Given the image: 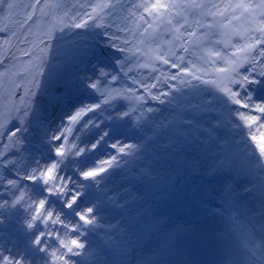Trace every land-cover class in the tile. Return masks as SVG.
Returning a JSON list of instances; mask_svg holds the SVG:
<instances>
[{
  "label": "snow or ice",
  "instance_id": "obj_1",
  "mask_svg": "<svg viewBox=\"0 0 264 264\" xmlns=\"http://www.w3.org/2000/svg\"><path fill=\"white\" fill-rule=\"evenodd\" d=\"M5 6L9 10L15 7L7 0H0V10ZM61 6L51 0H33L29 5L32 11L26 20L39 24L37 12L40 17H47L53 8ZM77 6L85 9L82 15L68 16L65 12L44 31L48 39L38 37L43 45L40 63L31 70L40 79L34 76L31 81L33 87L27 93L31 103L20 108L5 104L0 110V224L4 223L5 211L22 214V227L28 237L23 249H0V264H82L81 259L73 258L85 256L86 245L90 246L91 242L83 238L94 234L101 213L106 211L90 199L92 190L117 175L122 161L129 163L126 158L143 150L139 143L122 139L124 130L134 123L128 119L130 113L123 101L146 104L150 97L164 103L161 97L169 96L165 91L152 93L161 83V76L154 77L156 83L139 82L144 95H136L137 90L133 87H117L120 82L117 69L123 70L125 63L115 53H135L144 61L139 66L154 73H161L158 65L165 66V70L176 69V74L164 77L165 82L178 78L182 83L190 82L184 77L200 81L195 60L210 64L213 68L211 79L202 82L211 84L228 102L245 110L236 115L245 122L254 142L255 160L226 156L217 167L227 168L237 176L244 175L253 165L264 172L261 163L264 135L259 141L257 135H251L257 129H264V96L259 102L253 97L254 91L264 92V0H228L227 3L223 0L221 3L212 0H138L128 7L121 0H90L87 4L74 5ZM117 7L128 13L123 19L131 23L109 32L106 21ZM193 16L201 17L193 22L197 30L187 27ZM208 17L211 20L204 23ZM217 17L221 18L218 22ZM233 21L239 23L233 25ZM201 25L209 30L218 26L222 30L220 34L227 37L235 51L222 55L219 51L207 50L198 35ZM92 28L103 29L97 32L103 43L98 46L99 52L93 53V59L87 61L90 67L75 79L66 72L56 71L57 62L66 54L62 43L64 35H57V31L63 34L65 29L86 32ZM162 32L173 36L167 46L157 42ZM212 34L216 35L215 32ZM80 35L81 31L74 32V36ZM235 37L244 43L231 44ZM25 55L32 56L33 53L25 52ZM101 56H105L107 62L101 60ZM188 56L194 59H188ZM212 56L216 59L210 60ZM255 65L260 66L258 72ZM109 68L112 71H108ZM7 74L6 70L0 76ZM204 74L209 75L207 69ZM132 83L137 82L133 80ZM233 85L243 90V97ZM168 87L172 85L168 84ZM175 99L173 96L172 100ZM151 111L148 108V112ZM104 113L107 115L101 120ZM34 120L45 128L38 141V156L27 147L26 133ZM181 120L183 126L191 127L196 117L182 116ZM144 128L145 124L135 122L134 130ZM215 132L216 127L210 123L200 129V134L209 140ZM25 152H28L27 156ZM225 187L229 192L233 191L230 186ZM261 205L264 208V193ZM257 224L260 242L250 251L255 264H264V211Z\"/></svg>",
  "mask_w": 264,
  "mask_h": 264
},
{
  "label": "rangeland",
  "instance_id": "obj_2",
  "mask_svg": "<svg viewBox=\"0 0 264 264\" xmlns=\"http://www.w3.org/2000/svg\"><path fill=\"white\" fill-rule=\"evenodd\" d=\"M7 2L13 3L15 7L9 10L5 6L3 10H0V62H2L0 73H5L6 70L8 73L0 76V110L5 104L20 108L27 107L31 103L27 94L28 89L33 87L31 81L34 76L37 80L40 79L31 70L40 63V48L43 45L39 43L38 37L48 39L44 31L56 17L64 16L65 12L68 16L82 15L85 9L74 7V5L87 4L90 0H51L52 3H59L62 6L59 9L53 8L47 17H40L37 12L36 16L40 23L32 24L29 21L26 27L24 24L28 22L26 17L32 11L29 5L33 3V0H7ZM121 2L128 7L138 0H121ZM212 2L221 3L222 0H212ZM223 2L227 3L228 0ZM127 15L126 11L117 7L106 21L109 32L115 31V27H123L125 23L130 26L131 22L123 19ZM197 19L200 18L191 17L187 27L197 30L193 24ZM210 20L211 17H208L204 23ZM224 23L227 24V21L225 20ZM238 23L233 21V25ZM30 24H32L31 28L35 29L33 32H30ZM102 30L93 28L84 32L65 29L63 34L57 33V35H64L62 43L66 54L57 62L56 71L66 72L73 79L83 75L85 69L90 67L87 61L93 59V53H98V46L103 43L94 39L95 35L92 31H95L97 35V32ZM75 31L83 32L80 39H70L74 37ZM213 32L216 35H213ZM220 33L218 26L209 30L201 25L198 31L207 50L219 51L222 55L235 51L228 42L226 45L223 43ZM172 39V35L162 32L157 42L167 46ZM83 41L89 47L88 50L86 48H83V51L80 50L79 45ZM217 41L220 42L217 43ZM242 43L244 41L239 37L231 41V44L235 45ZM25 52H31L33 55L26 56ZM8 55L10 57L6 60ZM108 56L111 57V54ZM115 56H119L121 62L125 63L123 70L117 69L120 81L117 87H133L137 90L136 95H144V89L139 82L156 83L154 77L161 76V83L152 90V93L165 91L169 92V96L161 97L164 103L152 100L150 97L146 104L140 102L128 104L127 101H123L130 113L128 119L134 123L124 130L125 136L122 139H127L129 143H139L143 150L134 157L126 158L130 161L129 163L125 164L122 161L117 175L106 184L92 190L93 195L90 199L106 211L101 213L94 234L83 238L91 242L90 246L86 245L85 256L73 259H81L82 264H113V259L109 257L119 251L121 259L118 264H203L208 262L222 264L219 258H226V253L220 238L225 231L204 229V224L199 227L198 221H192L189 218V212L183 211L182 207L177 205L179 199H187L186 194L180 195L186 175L177 167L182 165L186 172H192L198 176L218 173L217 185H228L239 194L245 190L247 195L238 201L240 205L238 211L241 213L242 220L245 221L243 226L251 229L255 232V236L259 237L257 221L260 219L261 211H264L261 205V197L264 193V172L253 165L247 173L237 176L235 172L227 168L217 167L224 157L231 158L233 153L241 155L245 160H255L252 153L254 142L250 139L247 127L244 126L245 122L236 115L237 112L245 110L231 104L225 97L220 102L216 100L218 93L216 89L211 84L202 82L205 79H211L210 74L213 68L202 60H195L196 67L199 69L197 74L201 75V80L184 77V80L190 82L182 83L179 78L175 81L165 82L164 80V77L176 74V69L165 70V66L158 65L163 73L161 75L140 67L139 65L144 61L133 52L115 53ZM187 58L194 59L191 56ZM100 59L107 62L105 56H101ZM112 59L115 63L114 57ZM209 59H216V57L212 56ZM205 69L209 75L204 74ZM259 70L260 66L255 65V71ZM108 71L112 69L109 68ZM125 72L128 74L125 75ZM133 80L137 83L133 84ZM168 84L172 87L169 88ZM233 88L241 91L243 97L242 89H239L237 85H233ZM173 96L176 97L175 100H172ZM261 96H264V93L253 92L255 102H259ZM170 100L171 103L168 102ZM132 108H136V111H132ZM148 108L152 111L148 112ZM106 115L107 113L102 114L100 119L104 120ZM191 115H195L196 121L191 127L183 126L181 117ZM136 121L145 124V128L134 130ZM209 123L216 127L211 140L200 134V129L207 127ZM218 126L222 128L218 129ZM44 130L45 128L34 120L29 132L26 133L28 150L34 155H39L38 141ZM251 135H257L259 141L260 136L264 135V129H257ZM24 155L27 156L28 152ZM261 163L264 164V159ZM159 169L164 170L162 182L164 187H169L171 190L169 194L161 192L162 186L156 180ZM184 191L188 192L189 189ZM145 195H150L151 199L142 201ZM155 198L166 200L169 204L164 205L167 211H157L150 216L148 209L155 204ZM3 216L4 223L0 224V249L25 248L28 237L22 227L23 215L5 211ZM194 231L195 234L192 235ZM196 240L203 244L204 250L201 255L205 256V260H200L199 256L194 255L191 248L187 246L188 242L193 243ZM181 244L186 245L187 249L186 247L178 248ZM216 244H219V248ZM183 250H186L184 261L177 258V254ZM211 255L214 258H209Z\"/></svg>",
  "mask_w": 264,
  "mask_h": 264
},
{
  "label": "bare ground",
  "instance_id": "obj_3",
  "mask_svg": "<svg viewBox=\"0 0 264 264\" xmlns=\"http://www.w3.org/2000/svg\"><path fill=\"white\" fill-rule=\"evenodd\" d=\"M233 2H235V0L233 1ZM246 67V66H245ZM243 70V69H242ZM142 142H144V141H142ZM163 171L164 170H161V169H159V175H158V177L156 178V180L160 183L159 185L160 186H162L161 187V192H163V193H165V194H169L170 192H171V190L169 189V187H164L163 186V182H162V175H165L164 173H163ZM199 183V182H198ZM198 183H196V184H198ZM250 186H248V188H249ZM255 196V195H254ZM184 208H187V206L186 207H184ZM183 211H186L187 213L188 212H190L189 210H187V209H182ZM193 216H194V214H193ZM233 218H231V220H227V221H233L232 220ZM111 221V220H110ZM211 229H212V227H211ZM218 229H220V230H223V231H225L226 230V228H225V230H224V228H218ZM187 240H189V238L187 239ZM212 241H214V240H212ZM200 244V242H198L197 240L196 241H194L193 243H191V242H188L187 243V246L189 247V248H191V251H194V252H198L200 249H198L197 251L196 250H194V249H196V246H198ZM216 246L219 248V244H216ZM183 247H186V245L184 246V245H180L178 248H183ZM186 249H187V247H186ZM177 258H179V259H181L182 261H184V259H185V255H184V251H181L180 252V254H177ZM203 264H217L216 262H208V263H203Z\"/></svg>",
  "mask_w": 264,
  "mask_h": 264
},
{
  "label": "trees",
  "instance_id": "obj_4",
  "mask_svg": "<svg viewBox=\"0 0 264 264\" xmlns=\"http://www.w3.org/2000/svg\"><path fill=\"white\" fill-rule=\"evenodd\" d=\"M30 29H31L30 32H33V30H35L34 28H30ZM92 29H93V28H92ZM90 30H91V29H90ZM102 31H103V30H102ZM92 32H93V35H95L96 38H98V39L101 40V38L98 37V36L95 34V33H96L95 31H92ZM99 32H101V31H99ZM57 33L60 34L59 31H57ZM82 33H83V32H82ZM80 38H81V36H78V37H77V36H74L73 38H70V39H80ZM82 40H83V38H82ZM42 47H43V46H42ZM79 48H80L81 51H83V50H82L83 48H86V50L89 49V47H87V45H85V41H83V42L79 45ZM86 50H85V51H86ZM10 54H11V52H10ZM9 57H10V56L8 55V56L6 57V60H7ZM71 60H73V58H72ZM71 64H75V63H74V62H71Z\"/></svg>",
  "mask_w": 264,
  "mask_h": 264
},
{
  "label": "water",
  "instance_id": "obj_5",
  "mask_svg": "<svg viewBox=\"0 0 264 264\" xmlns=\"http://www.w3.org/2000/svg\"><path fill=\"white\" fill-rule=\"evenodd\" d=\"M200 18H201V17H200ZM219 20H220V17H217V18H216V21L218 22ZM225 31H226V30H225ZM224 38H225V40H227V37L224 36ZM217 96H218V98H217L218 101H221V100L224 98L220 93H218ZM233 156H235V157L238 158V159H242L238 154H233L232 157H233ZM247 171H248V170H246L245 173H246Z\"/></svg>",
  "mask_w": 264,
  "mask_h": 264
}]
</instances>
